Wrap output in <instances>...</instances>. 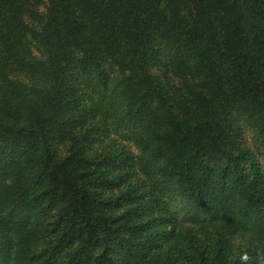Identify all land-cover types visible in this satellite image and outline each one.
Instances as JSON below:
<instances>
[{"label":"trees","instance_id":"obj_1","mask_svg":"<svg viewBox=\"0 0 264 264\" xmlns=\"http://www.w3.org/2000/svg\"><path fill=\"white\" fill-rule=\"evenodd\" d=\"M262 156L264 0H0V264H264Z\"/></svg>","mask_w":264,"mask_h":264},{"label":"rangeland","instance_id":"obj_2","mask_svg":"<svg viewBox=\"0 0 264 264\" xmlns=\"http://www.w3.org/2000/svg\"><path fill=\"white\" fill-rule=\"evenodd\" d=\"M231 29V28H230ZM232 30V29H231ZM233 31L230 32V38L233 39ZM175 86L180 89L184 94L189 92L191 90L190 85L193 86V80L192 81H182L178 84V81L175 79L174 81ZM245 113H248V111L241 113L240 114V124H243V131H242V139L243 141L246 143L245 145L247 147H252L253 149H255V144H254V134L251 133L249 126H247L248 121H246V119L243 117ZM257 111H253V122L256 120V114ZM260 163L263 167L264 170V156L260 157ZM5 186L9 187L10 184H6ZM161 196V200L166 202L165 205V211L163 212V215H170L172 216L171 218L175 219V226L174 227H168V229H172L173 234L172 236L175 237V240L178 238H181L183 235V232L185 231L186 228L188 229H195L197 233L201 232V230L199 229V227H194V225L189 222L188 218L190 214H192V211L190 209V207L188 206V204L183 201L180 198H174L168 195H160ZM203 237V236H202ZM169 238H166V242L164 244V248H161V253L164 256L165 254H168L169 252L174 251L173 247L171 246V241L174 239L172 238L171 240H169ZM179 252V249L178 251Z\"/></svg>","mask_w":264,"mask_h":264}]
</instances>
